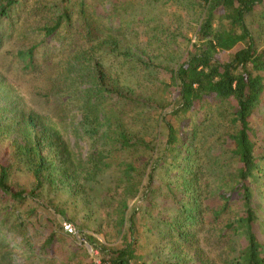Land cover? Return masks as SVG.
<instances>
[{
	"label": "trees",
	"instance_id": "1",
	"mask_svg": "<svg viewBox=\"0 0 264 264\" xmlns=\"http://www.w3.org/2000/svg\"><path fill=\"white\" fill-rule=\"evenodd\" d=\"M20 1L0 0V23L16 12ZM101 1L55 0L49 6L35 0V18L45 9L55 13V17L52 19L49 14L51 18H41L35 31L43 35L42 42L23 47L19 53L24 69L33 68L35 50L47 37L55 38L73 24L81 27L87 43L93 39V32L102 34L98 27L100 19L95 18L91 10L94 3L102 5ZM131 1L136 4V0L111 2L118 5L115 14L119 10L125 12L121 11L120 20L107 12L105 21L117 24L120 32L119 35L106 34L99 41V60L92 56L87 58L75 49L73 57L77 58L69 63L78 77L85 76L89 82L67 96H73L72 100L79 105L81 136L89 145L87 156L78 160L73 172L70 166L66 171L58 169L57 162L65 165L69 161L63 160L67 151L60 150L62 143H59L52 153L56 162L48 161L45 154L53 146L39 140L33 118H29V125L34 144L25 147L28 156L18 160L32 175L33 187L25 190L15 186L13 173L18 148L10 145L9 149L14 152L4 149L0 155V236L17 237L19 242L14 244L22 246V256H16L20 260L24 257L30 262L40 260L45 254L53 259L56 247L52 244L58 237V229L51 220L44 227L49 230L47 236L29 234L26 225L40 223L44 216L36 217L33 213L29 219L24 217L22 211L26 202L35 204L30 213L40 205L50 208L57 221L66 219L78 226L80 224L70 220L60 203L54 204L52 198L47 201L41 191L47 196L48 193L62 195L65 190L80 195L86 193L83 190L86 182L97 181L109 172V188L104 189L100 197L112 203L107 206L114 216L110 227L122 234L123 240L118 246H106L87 236L98 264H145L144 258L135 252L136 235L131 241L125 237V234H137L128 213V200L138 199L145 204L150 198L153 204L156 195L165 197V201L158 208L160 212H154V226L167 231L168 239L163 247L177 255L174 262L164 258L168 263L178 264L189 259L203 264L199 257L198 234L204 228V231L215 230L216 234H222L218 235L219 240L227 237L230 246L226 263H223L264 264V243L256 231L261 217L259 208L264 207V44L261 43L264 0H140L155 13L171 3L194 8L199 16L198 25L192 31L193 37L188 39L180 26L172 30L162 23L159 32L147 39L152 47L149 52L144 50L148 56L144 58V52L136 54L140 72L113 73L112 76L103 65L105 55L118 51L117 57L125 61L131 58L129 52L118 50L123 35L121 29L130 28L126 31L134 36L139 34L137 25L150 20L144 16L134 21L130 19L143 10L137 7L131 11ZM178 36L183 47L176 55L178 59L172 66L157 67L164 76L154 78L150 69L151 65H156L148 60L158 59L161 54L166 60ZM64 54L65 51L60 55ZM82 68L88 71L87 75H82ZM130 76L131 79L137 77L136 85L128 81ZM209 123L216 127L217 134L207 138L203 129ZM54 141L60 142L58 138ZM198 156L206 165L197 163ZM7 210L19 212L13 222L7 218ZM34 217L35 221L30 222ZM34 227L31 228L37 229ZM208 240L204 237L202 242ZM168 250L165 256H169ZM87 264L97 263L91 260Z\"/></svg>",
	"mask_w": 264,
	"mask_h": 264
},
{
	"label": "rangeland",
	"instance_id": "2",
	"mask_svg": "<svg viewBox=\"0 0 264 264\" xmlns=\"http://www.w3.org/2000/svg\"><path fill=\"white\" fill-rule=\"evenodd\" d=\"M54 1L42 0L43 3L49 6ZM75 1L71 0V3H76ZM113 1L117 0H102V5H97V2L94 3V8L90 7L95 18L100 19V21H97L102 34L93 32V39L89 38L90 41L87 43L88 41L84 39L85 36L82 35L84 32L81 27L73 24L66 32L62 30L55 38L47 37L43 41V47L41 46L35 50L34 64L31 69H24L23 59L19 53L23 47L26 49L36 45L38 42H42L43 35L40 36L35 31L40 26L37 23L41 18H51L48 16L49 14H52L53 19L55 13L47 12V9H45L37 13L35 18L36 12H34L33 6L36 3L35 0H21L16 6V12L10 17L4 18L0 23V155L4 153V149H7L8 152H14L13 149H9L10 145L18 148V159L13 173L16 187L25 190L33 187L32 175L26 167L23 168L22 164L18 162L19 158L22 160L28 156V151L25 147H31L34 144L29 118L34 119L36 132L40 137L39 140H42L47 146H53L45 154L48 161L52 162V164L56 162L55 155H52V153L59 143H62L59 149L67 151V156L63 157V160L69 159L66 162L68 165L66 163L65 165H60L59 161L55 164L58 169L62 168L63 171H66L68 166H70L73 172L72 168L77 166L78 160H83L87 156L89 145L81 136L82 121L79 105L75 103L76 100H72L73 96H67L72 95V91L77 87L83 89L86 86L85 84L89 82L85 76L82 78L81 76L78 77L77 72H73L69 63L77 58L73 57L75 49H78L87 58L92 56L95 60H99V50H101L98 47L99 41H102L101 39L106 34L119 35V26L110 21H105L107 12L113 13V16L115 15L114 19L119 20L122 18V12H125L124 10H119L115 14L114 12L118 9V5L115 6L116 2L111 5ZM118 1L123 2V0ZM131 2H133L131 11L137 7L143 8L140 15L130 17L132 21L140 19L141 16L150 18V20L147 23L141 22L137 25L139 34L134 36L132 35L133 33H127L126 29L129 31L130 28L121 29L123 35L120 42L121 48L118 50L120 52H129L131 58L125 61L123 57H117L118 51L105 55L103 57V65L108 70L106 73L112 76L115 75L113 73L133 74L140 72L141 66L136 63V59L138 58L136 54L138 52L142 53L144 50L145 52H149L152 49L147 39H150L155 32H159L162 23L165 27L170 26L173 28L172 30L180 26L179 28L182 33L186 34L188 39L193 37L192 31L198 25L197 20L199 16L196 14L194 8L171 3L165 8H159L155 13L151 11L150 6L141 4L140 0H136V4L135 1ZM88 4L90 6L92 2L89 1ZM109 7L111 9H108ZM73 16L75 17L76 15ZM110 30L112 31L110 32ZM261 37V43L264 44V33ZM181 40L178 36L177 42L174 44V50H172L171 54H168L166 60L161 57L162 54L158 59L148 60L156 65H151L150 69L153 71H150V73L154 78L158 79L160 76H164L162 73H159L160 71L157 67L172 66L178 59L176 55L183 49ZM69 46H72V49H69ZM162 50L165 51L164 46H162ZM63 51H65V54L60 55ZM145 52L143 54L144 58L148 56ZM156 53L157 51H155ZM144 64L147 63L144 62ZM135 65L136 68L133 69ZM87 72L85 68L81 69L82 75H87ZM136 78L131 79L130 76L127 79L130 83L136 85L138 83ZM143 81V86H145V80ZM62 98H68L69 100L65 101ZM58 102L65 104L60 105ZM90 125L88 124V126ZM215 129L216 127L209 123L203 129V134H206L207 138L215 136L217 134V130ZM54 138H58L60 142L54 141ZM197 161V163H204L203 165H206V161L200 158V156H198ZM223 162L224 159L222 158ZM110 179V173L105 172L97 181L86 182L84 184L85 189L83 188V190H86V193L80 195L74 194L72 190H65L62 195L60 193H48L47 196L45 195L46 192L41 191V196L47 197V201L52 198V200L54 199V204L60 203L66 210V215L69 216L70 220L73 219L80 224L78 226L66 219L57 221V218L52 216L50 208L40 205L36 211L30 213L29 211L35 204L26 202L25 208L22 211L24 217L29 219L31 215H34L33 213H36V217L44 216V219L40 223L38 222L33 225L37 229H32V225H26L29 234L36 235V237L39 235L43 237L47 236L49 230L47 227H44L49 225L51 220L54 222V227L58 229V237L52 244L56 247L54 258L51 259L45 254L40 257V260L30 262L25 257L20 260L16 256H22L20 249L22 246L19 247L14 244L19 242L17 237L11 239L9 234H5V236L7 235L6 239L0 236V264H87L91 260H94L98 264L97 259H95L97 256L96 252L90 248L86 239L87 236L95 238L97 243L106 246H118L123 240L122 234H117L110 227L114 216H112V212L107 206L112 203L104 200L102 196L100 197L103 190L109 188ZM256 186L259 187V184L257 183ZM163 201H165V197L162 198L158 195L154 196L153 204H150V198L146 200L145 204L141 203V200L138 199L128 200V213L131 215L134 227L137 228V234H125V237L127 236L126 239L131 241L134 235H136L137 244L135 252L144 258L145 264H173L168 262L176 260V253L168 249L169 256H165L167 250L164 249L163 245L166 244L168 239V236L165 235L167 231L158 229L157 225L154 226L156 221L152 219L156 215L154 214L156 210L160 212L158 208H160ZM46 204L49 206L48 203ZM259 210L261 217L257 221L256 231L260 241L264 243V207H260ZM6 212L10 222H13L14 217L19 213L17 210L12 213L10 210ZM24 212L28 214H24ZM36 217L29 221L33 223ZM63 223L71 224L76 233L69 235L64 232ZM203 231L204 228L198 234V242L200 241L199 257L203 259V264H225V256L228 253V246H230L227 237L219 240L218 235L222 234H216L215 230L213 232L206 229L204 232L207 234H204ZM211 235L212 238L210 239ZM204 237L206 240H209L202 242ZM233 247L236 250L237 247ZM234 255H236V252ZM189 256L191 257L192 255L189 254ZM164 258L172 260L167 262ZM178 264H198V262L186 259Z\"/></svg>",
	"mask_w": 264,
	"mask_h": 264
},
{
	"label": "built area",
	"instance_id": "3",
	"mask_svg": "<svg viewBox=\"0 0 264 264\" xmlns=\"http://www.w3.org/2000/svg\"><path fill=\"white\" fill-rule=\"evenodd\" d=\"M62 227H63L64 232L68 233L69 235L76 233L74 227L69 223H63Z\"/></svg>",
	"mask_w": 264,
	"mask_h": 264
}]
</instances>
